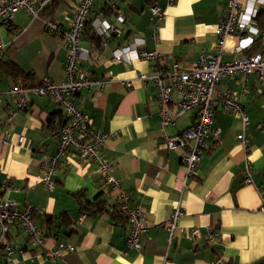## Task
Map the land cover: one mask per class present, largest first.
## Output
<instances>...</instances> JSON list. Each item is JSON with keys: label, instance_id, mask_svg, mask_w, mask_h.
Masks as SVG:
<instances>
[{"label": "crops", "instance_id": "crops-1", "mask_svg": "<svg viewBox=\"0 0 264 264\" xmlns=\"http://www.w3.org/2000/svg\"><path fill=\"white\" fill-rule=\"evenodd\" d=\"M141 1L122 0L111 9L104 0H93L80 41L89 56L81 68L89 78L113 80L95 91L82 90L76 97L78 108L90 117L93 129L114 133L100 157L128 193L130 205L139 204L143 209L147 232L141 251L126 247L127 226L117 209V191L102 187L95 163L70 158L53 178V189L46 190L40 182L41 163L56 149L53 125L64 120L52 100L29 94L25 109L7 120L9 110L14 109L8 94L12 87L32 88L43 78L55 85L64 81L65 43L46 33L43 20L52 19L66 26L75 0H58L45 7L36 19L47 37L42 43L44 50L26 52L23 57L14 47L30 33L36 20L19 10L11 29L0 23V40L1 27L10 37L7 42L2 40L6 49L1 60L11 61L21 72L8 75L0 70V140L7 137L6 143H0V173L12 184L4 196L19 209L33 210L32 221L41 231L46 249H53L59 242L73 247V251L62 254L68 264H257L264 259V130L260 126L264 83H259L256 75H249L242 92L244 79L235 74L214 86V98L225 91L238 98L248 118L243 129L248 143L243 147L236 140L242 130L240 119L222 112L217 102L215 139L201 157L197 175L187 178L180 160L183 150H165L159 145L164 136L187 129L196 112H187L162 129L154 85L151 80L139 79L140 74L152 75L156 65L176 63L189 68L202 53H213L214 29L228 0H175L158 22L151 7L163 6L165 0L153 4ZM18 14L23 17L21 22L16 20ZM118 15L124 16L123 23L117 22ZM101 21L121 32L106 45L95 32ZM154 25L156 41L152 37ZM129 43L156 52L158 60H137L130 65L112 61V51ZM234 43V38L227 39L222 61L236 57L232 53ZM249 51L262 48L255 42ZM168 108L175 110L173 105ZM20 138L23 142L18 145ZM246 159L251 166L252 182L248 184L244 183ZM77 191L89 203L104 202L109 213L80 212L73 195ZM175 207L183 212L178 222L181 232L175 231L167 245L168 231L161 224ZM194 227L198 235L191 238L189 230ZM210 229L218 231L213 243L208 241ZM6 242L13 253L7 256L0 245V264H58L46 261L44 249L31 244L17 228H8Z\"/></svg>", "mask_w": 264, "mask_h": 264}, {"label": "built area", "instance_id": "built-area-1", "mask_svg": "<svg viewBox=\"0 0 264 264\" xmlns=\"http://www.w3.org/2000/svg\"><path fill=\"white\" fill-rule=\"evenodd\" d=\"M54 1L56 0H0V23L11 29L14 15L19 10L24 11L31 20L39 19L45 7ZM104 1L111 9H114L122 0ZM174 1L165 0L163 6L151 7V13L157 22L163 18L166 8L173 5ZM92 2L93 0H75L74 9L66 26L52 19L43 20L46 33L62 38L65 43L63 62L65 79L58 85L43 78L39 85L32 88L12 87L8 94L12 96L14 109L9 110L7 120L11 121L14 114L25 109L29 94L46 96L52 100L62 111L64 120L53 125L56 149L41 163L40 182L46 190L53 189V178L70 158H75L81 163H95L102 187L117 191L119 199L117 209L127 226L125 245L128 249L139 252L142 249V239L147 232L143 209L139 204L130 205L128 193L109 173L110 167L100 157L101 149L114 133L93 129L90 117L76 104V97L80 91L87 89L95 91L113 80L89 78L81 68V63L89 56V52L80 46V41ZM262 6H264V0H228L214 29L216 40L213 53H202L189 68H181L176 63L168 67L156 65L152 75H139L141 81L151 80L154 85L157 114L162 129L172 125L175 118L190 111L196 112L195 118L187 129L174 136H164L159 145L165 150H183L180 160L187 178L197 175L201 157L207 151L209 142L215 139L213 121L217 102L222 112L233 114L240 119L242 130L236 135V140L243 147H246L248 143L243 134L248 118L238 98L228 91L219 93L217 98H214V86L225 77L235 74L242 75L244 79L241 85L242 92H245L244 83L249 75H256L259 83H264V30L258 29L255 21L256 14ZM116 20L118 23H123L124 16L118 15ZM95 32L101 39L102 45H106L112 36H119L121 33L118 27L105 21L98 24ZM152 34L153 40L156 41L157 26L155 25ZM229 38L235 39L232 53L236 57L232 61L225 62L221 60V55L225 52ZM255 42L262 51H249ZM5 49L6 44L0 40V58ZM111 56L112 61L123 62L126 65L137 60H158L156 52L147 51L136 43H129L113 50ZM170 105L175 108L173 112L168 108ZM262 108L264 113V102ZM260 126L264 130V116ZM6 142L7 137L0 140L2 144ZM22 142L23 138H20L18 145ZM158 175L159 172L155 174V178ZM244 175V183H251V166L247 159ZM11 189L10 180L0 173V192L3 194L0 197V245L5 248L6 255L10 256L13 253L6 242V234L8 228L14 227L21 230L31 244L44 249L46 261L68 264L62 259V254L73 251V247L59 242L53 249H46L44 237L32 221L33 210L30 207L19 209L12 199L4 196ZM262 210L264 211V207ZM182 216V210L175 207L169 218L161 224L168 231L167 245L174 239L175 231L181 232L178 222ZM197 235L198 228L189 230L191 238ZM217 237L218 231L210 229L208 241L213 243Z\"/></svg>", "mask_w": 264, "mask_h": 264}, {"label": "trees", "instance_id": "trees-1", "mask_svg": "<svg viewBox=\"0 0 264 264\" xmlns=\"http://www.w3.org/2000/svg\"><path fill=\"white\" fill-rule=\"evenodd\" d=\"M58 0H56L55 2H53L51 5H53L54 3H56ZM155 0H145L146 3L149 4H153ZM51 5L49 6V8L51 7ZM255 21L257 24L258 29L260 30H264V10L263 9H259L256 17H255ZM2 58V57H1ZM0 58V63H1V71L5 72L8 75H15L18 73H21L19 68L14 65V63H12L11 61H4L1 60ZM3 194L0 192V197ZM74 196H76V200H77V204H78V208L80 210V212H83L85 214H94V213H109V208L106 207V205L104 204V202L101 201H95L93 203H89L86 201V199L84 200V196L82 195L81 191H77L73 193ZM113 209L115 210V208L113 207ZM63 216L60 217L61 219V223H63ZM257 264H264V259L260 262H258Z\"/></svg>", "mask_w": 264, "mask_h": 264}, {"label": "rangeland", "instance_id": "rangeland-1", "mask_svg": "<svg viewBox=\"0 0 264 264\" xmlns=\"http://www.w3.org/2000/svg\"><path fill=\"white\" fill-rule=\"evenodd\" d=\"M136 2H142L141 0H136ZM23 14V13H22ZM23 19L22 15L20 16V14H18V16H16V20L17 22H21ZM37 27L39 30H37ZM5 31V32H4ZM30 33L26 36H24L18 43V45L16 44V47H14V49H18V55L23 57L25 55L26 52H30V53H35L37 50H44V46H43V40L44 38L46 39L47 37L45 36L46 34L42 31L41 25L39 20H36L35 22H33V24L31 25V27L28 30ZM43 32L41 35H39V32ZM36 32V33H33ZM6 30L1 27V36H2V40L4 42H7L10 40V37L6 35ZM9 34V33H8ZM45 34V35H44ZM43 43V44H42ZM32 46V47H31ZM29 47H31V49H28ZM35 55H33L32 57H34Z\"/></svg>", "mask_w": 264, "mask_h": 264}]
</instances>
